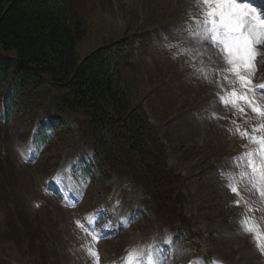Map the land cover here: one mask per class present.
Listing matches in <instances>:
<instances>
[{
	"label": "trees",
	"instance_id": "1",
	"mask_svg": "<svg viewBox=\"0 0 264 264\" xmlns=\"http://www.w3.org/2000/svg\"><path fill=\"white\" fill-rule=\"evenodd\" d=\"M74 6L75 0H0V110L5 108L8 119L25 118L26 124H20L19 131L28 142L39 136L44 145L48 143L45 156L50 157L42 165L33 164L39 169L36 184L25 181L23 166L15 163H21L20 158L14 153L22 141L13 140L7 128H0V241L7 248L14 246L4 230L9 226L14 233L25 228L27 233L23 234L30 245L22 243L34 248L30 228L36 219L34 209L31 215L24 207L19 215L18 202L23 203L31 193L44 196L39 179L56 170L60 155L66 152L63 145L72 157L87 150L93 154L90 167L98 170L100 192L106 188V178L114 175L141 185L148 204L158 201L169 187L177 188L178 178L166 171L164 146L143 110V84L135 78L140 70L133 69L118 50L121 42L79 57L78 48L87 35L83 16L103 19L89 0H83L79 10ZM46 85L56 94L50 95L48 106H44L46 98L32 118L35 105L24 103L23 111L13 106L23 90H41L45 98ZM63 115L74 119L75 126L63 122ZM45 118L54 131L52 138L37 134ZM65 136L73 140L67 142ZM81 171L74 167L63 177L64 183L73 186ZM15 216L20 217L19 226Z\"/></svg>",
	"mask_w": 264,
	"mask_h": 264
},
{
	"label": "rangeland",
	"instance_id": "2",
	"mask_svg": "<svg viewBox=\"0 0 264 264\" xmlns=\"http://www.w3.org/2000/svg\"><path fill=\"white\" fill-rule=\"evenodd\" d=\"M112 1V5L107 8L105 5L108 0H100L103 20L83 16L87 25V35L78 48L79 57L85 56L121 36L130 35L127 44L135 50L131 62L137 65V70H140L135 74V78L138 84H143L142 95H144L145 112L166 146L170 166L177 167L187 181L186 214L193 221L195 232L200 233L196 240L197 243L200 242L199 249L201 250L202 247V251L217 258L220 261L216 260L219 264H264V254L254 245L253 239L250 238L251 235L243 233L240 229L238 223L242 218L239 214L240 206L232 205L231 211L227 208L230 218L226 223L215 222L213 206L216 197H223L226 194L228 196V193H231L225 187L226 180L218 175L222 166L207 175H204L206 172L199 174L198 171L200 167L198 162H206L204 152L208 148L214 150V153H219L222 150L232 152L227 156L228 159L225 158L223 161V165L224 163L227 165L225 173L237 171L232 164V158L245 150L244 145L247 141L242 140L238 135L239 144L236 142L233 144L228 142L227 136L229 129H236V125L232 121H243L244 116L238 113L234 114V110L230 106L226 108L218 102L217 92L223 95L224 90L218 87L216 81L219 80L227 88L229 85L227 81L220 80L218 73L209 72V79L204 78L203 74L198 71L199 63H202L201 61L206 63L207 71L215 66L209 65L206 57L195 52L196 46L193 43L194 46H192L190 54L193 55L194 60L188 63L187 58H182L178 49L167 51L168 44L163 40L166 37L181 39L184 42L187 40V33L184 31L185 24L190 23L189 14L192 12L195 14L198 11L194 6V0ZM160 33H162L161 36ZM213 59L216 58L213 57ZM40 103L41 101L33 107L31 118ZM28 104L30 105V103ZM67 117V115L61 116L63 121ZM4 120H7L9 125H3ZM68 120L69 118L67 123ZM251 120L253 119L250 117ZM252 123L255 124L257 121L253 120ZM20 124H26V119H8L4 109L0 110V128L2 130L7 128L11 132L13 140L25 142L27 137L19 131ZM253 124L250 125V131ZM50 125L48 123L46 129ZM47 132L50 136L52 135L50 130ZM63 138L67 142L72 140L66 136ZM226 146L230 149L225 148ZM62 148L64 151L70 152V149L64 145ZM195 149H198V152L201 149V154L198 157H193L197 153ZM234 151L235 155L230 156ZM49 158V156H44L40 164L42 165ZM88 159L89 156L85 160ZM15 163L17 166L19 165V161ZM64 166V169L70 168L71 162ZM22 170H24L22 173L24 180L26 178L34 181L35 184L38 182V168L23 167ZM111 179L112 177L106 178L105 184H110ZM101 183L102 181L97 182L96 188H100ZM37 193H31L30 198L26 197L23 203L18 202L19 215L22 214L24 207L28 208L31 215L33 214L30 199L36 197ZM59 194L63 198V194L61 192ZM87 194L93 195L95 192H87ZM131 198L135 201L139 196L132 192ZM70 203L77 205L78 199L75 196H70L68 204ZM50 204L51 202L48 203V205ZM34 212L37 213L38 210L34 208ZM60 215L63 222H65V218L69 217V215H65L64 218L62 211ZM262 215L264 216V212ZM54 219L50 223L46 235L50 237L52 257L56 261L59 251L61 252L58 248L61 242L64 243L66 230H61L60 223L55 217ZM18 221L16 220L17 226H19ZM35 222L37 221H31L34 228L36 227ZM64 224L68 228V223ZM7 230L10 231V226L7 227ZM41 230L44 231L43 228ZM41 236L40 232H35L33 235L35 241L39 240ZM23 241L28 242L25 234H22L17 241L15 240V244H19L22 249L16 250L15 254H7L4 251L0 254V264H9L11 259H17L21 264H48V257L39 244L35 243V247L31 248L27 244H23ZM167 241H170L168 251L159 254L168 257L173 261V264H185L192 254L191 251L185 248L183 242L175 235ZM72 258L79 259L75 256ZM197 264H203V259L199 258Z\"/></svg>",
	"mask_w": 264,
	"mask_h": 264
},
{
	"label": "snow or ice",
	"instance_id": "3",
	"mask_svg": "<svg viewBox=\"0 0 264 264\" xmlns=\"http://www.w3.org/2000/svg\"><path fill=\"white\" fill-rule=\"evenodd\" d=\"M194 6L198 11L189 14L190 23H186L184 28L186 39L196 46L198 55L206 57L209 65L215 66L209 71L204 68L198 71L205 79H209V72L218 73L220 80L227 81L229 85L225 89L219 80L216 81L218 87L224 90L223 95L217 92L218 102L226 108L230 106L234 114L247 116L250 110L251 118L257 121L251 131L242 128L236 120L232 121L236 131L233 133L229 129V132L239 135L247 143L245 150L232 158L237 171H222L221 178L226 180L225 187L238 197L234 201L235 206L238 207L243 199L237 187L241 181L245 182L249 193L258 196L259 201L264 203V83L255 81L258 65L264 62V0L260 5L255 0H194ZM244 203L247 211L256 210L247 200ZM86 220L87 225L77 221L86 236L91 237L83 248L93 264H100V253L95 245L104 237L96 231L91 217ZM238 223L241 231L250 234L254 245L264 254V228L254 217L247 215L242 216ZM156 251L154 243L130 249L121 258L122 264H162L155 255Z\"/></svg>",
	"mask_w": 264,
	"mask_h": 264
}]
</instances>
